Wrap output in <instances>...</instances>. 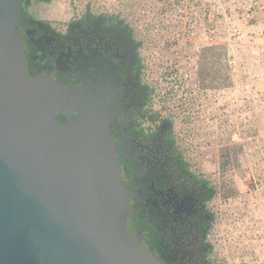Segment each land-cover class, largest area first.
<instances>
[{"label":"rangeland","instance_id":"374dc122","mask_svg":"<svg viewBox=\"0 0 264 264\" xmlns=\"http://www.w3.org/2000/svg\"><path fill=\"white\" fill-rule=\"evenodd\" d=\"M179 1L168 13L158 0H52L30 10L63 24L88 5L132 27L155 89L150 110L173 119L191 171L216 189V264H264V0ZM219 43L228 45L230 84L219 88L212 72L203 88L200 51Z\"/></svg>","mask_w":264,"mask_h":264},{"label":"water","instance_id":"95a60500","mask_svg":"<svg viewBox=\"0 0 264 264\" xmlns=\"http://www.w3.org/2000/svg\"><path fill=\"white\" fill-rule=\"evenodd\" d=\"M19 25V2L0 0V264H162L126 223L105 116L55 120V100L70 97L26 75Z\"/></svg>","mask_w":264,"mask_h":264},{"label":"flooded vegetation","instance_id":"af4514ba","mask_svg":"<svg viewBox=\"0 0 264 264\" xmlns=\"http://www.w3.org/2000/svg\"><path fill=\"white\" fill-rule=\"evenodd\" d=\"M17 1L15 43L26 75L61 84L70 97L55 100V120L71 123L95 109L105 116L129 191L126 223L144 253L164 246L167 264H205L213 249L214 196L209 199L211 190L183 157L173 119L150 110L142 43L131 26L119 14L88 5L58 24L30 10L52 0Z\"/></svg>","mask_w":264,"mask_h":264},{"label":"trees","instance_id":"16d2710c","mask_svg":"<svg viewBox=\"0 0 264 264\" xmlns=\"http://www.w3.org/2000/svg\"><path fill=\"white\" fill-rule=\"evenodd\" d=\"M173 0H158V2H160V6L157 9L159 12H163V13H168L173 9V5L174 3H172ZM174 2L176 4H179V0ZM149 26H151V29H154V22L152 21L151 23H149ZM161 28V30H166L167 27L164 24H160L159 26ZM148 28V27H147ZM132 29V27H131ZM133 31V29H132ZM134 32V31H133ZM142 43V41H141ZM143 44V43H142ZM198 67L200 68L198 71V75H199V79H200V83H202L201 85L203 86V88H205L206 85L205 81L208 80L207 77H209L210 74H212V72H214V77L215 79L218 81V87L219 88H226L227 86H229L230 84V66H229V59H228V45L226 43H219L216 45H207L202 47L201 51H200V55H199V60H198ZM211 67V68H210ZM213 67V68H212ZM204 73H206L204 75ZM150 91H151V99L153 97V93L155 92V89L150 87ZM159 115V114H158ZM160 116V115H159ZM167 117V116H164ZM238 148H241V145H237ZM184 166V170H186V165ZM187 171V170H186ZM187 173H189L187 171ZM189 176L192 178H196L191 172L189 173ZM200 180L203 181V184L206 187H209V189L211 190V193L209 195V199L212 198L213 196H215L216 194V189L215 187H212L210 185V183L199 177ZM213 247V246H212ZM211 251V248L209 251H207L206 253V261L205 264H216V261L213 257V249ZM167 249L164 246H159L157 248L156 251V255L157 258L162 262V264H167L169 262V259L167 257Z\"/></svg>","mask_w":264,"mask_h":264},{"label":"built area","instance_id":"2783aa9c","mask_svg":"<svg viewBox=\"0 0 264 264\" xmlns=\"http://www.w3.org/2000/svg\"><path fill=\"white\" fill-rule=\"evenodd\" d=\"M218 1H221V0H218ZM258 0H248V2H252V3H255L257 2Z\"/></svg>","mask_w":264,"mask_h":264}]
</instances>
